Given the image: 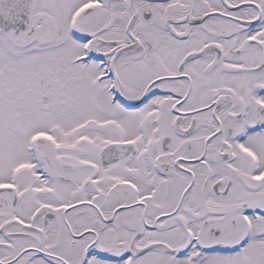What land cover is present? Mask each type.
Instances as JSON below:
<instances>
[{"label": "snow or ice", "instance_id": "1", "mask_svg": "<svg viewBox=\"0 0 264 264\" xmlns=\"http://www.w3.org/2000/svg\"><path fill=\"white\" fill-rule=\"evenodd\" d=\"M0 264H264V0H0Z\"/></svg>", "mask_w": 264, "mask_h": 264}]
</instances>
